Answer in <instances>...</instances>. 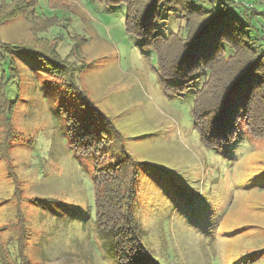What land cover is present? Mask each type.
<instances>
[{
  "label": "rangeland",
  "instance_id": "1",
  "mask_svg": "<svg viewBox=\"0 0 264 264\" xmlns=\"http://www.w3.org/2000/svg\"><path fill=\"white\" fill-rule=\"evenodd\" d=\"M37 1V12L28 18H59L58 25L37 36L59 38L62 57L71 52L76 37L86 41L70 61L85 63L77 82L88 100L68 92L42 62L13 51L19 78L7 82L6 93L16 103L15 114L11 125L0 127L1 142L14 133L8 153L0 147V241L8 243L11 261H16L18 240L27 231L23 253L32 264H112L96 229L91 180L96 166L113 158L112 146L99 152L97 165L69 146L68 119L85 124L89 116L95 130L118 129L124 135L120 148L147 164L143 170L136 167L142 176L134 209L164 264H264V252L256 257L264 247V186L251 180L264 171V138L243 132L239 146L227 154L206 149L191 115L202 80L184 95H167L154 52L126 32L124 6L106 7L95 0ZM224 2L240 17L246 5L254 4V26L264 29V0ZM212 5L219 7L221 0L203 4ZM163 16V35L185 34L178 11ZM32 26L23 18L8 20L0 25V39L9 45L30 41ZM7 68V61L0 64V83ZM169 174L174 178L167 181ZM183 185L189 190L186 198L176 188L185 191ZM198 202L209 219L204 227H194L180 207ZM227 249H234L233 260ZM253 252L256 260L241 258Z\"/></svg>",
  "mask_w": 264,
  "mask_h": 264
},
{
  "label": "trees",
  "instance_id": "2",
  "mask_svg": "<svg viewBox=\"0 0 264 264\" xmlns=\"http://www.w3.org/2000/svg\"><path fill=\"white\" fill-rule=\"evenodd\" d=\"M95 1L106 7L126 8V32L137 37L144 50L154 52L158 80L167 95H184L202 80L194 96L191 115L194 128L206 149L227 154L232 146H239L243 132L264 138V29L254 26L253 17L258 14L254 4L252 8L246 5L240 17V14L232 15L233 11H237L224 0L219 7L212 5L210 8L203 4L212 0ZM38 7L37 0H0V25L8 20L23 18L33 25L31 30L34 35L32 40L14 45L0 39V64L8 62L0 83V127L11 125L15 114L16 103L9 101L6 84L19 78L13 56L16 50L42 62L52 75L60 79L68 92H78L88 100L77 82L85 63L81 66L70 61V56L81 54L79 52L86 41L74 37L75 45L71 52L62 57L58 50L59 38L48 40L37 36L58 25L60 20L56 16L29 19ZM175 11L184 21L185 34L176 32L165 36L161 32V24L165 20L163 13ZM104 121L112 125L107 118ZM68 123L69 146L75 155L91 156L97 165L99 152L109 150L111 146L113 149L109 150V153L113 152L110 155L113 158L102 167L97 165L91 179L95 194L96 229L112 255V264H164L155 253L151 236L136 217L134 209L138 181L142 176L136 167L143 170L147 164L137 161L130 152L120 148L124 135L115 127L109 132L104 128L95 130V123L89 116L85 124L70 118ZM13 135L11 133L3 142L0 141V147L6 153ZM144 171L152 173L148 169ZM155 178L160 179L162 175H155ZM173 178V174L166 176L167 181ZM251 180L263 187L264 171L256 173ZM176 188L184 198L188 196L189 190L185 186V191ZM180 207L186 212L183 215L193 221L194 227L208 224L206 207L200 202ZM240 229L241 226L236 231ZM23 237H27V231L22 238H18L16 261L10 259L8 243L0 241L2 264H32L23 253ZM230 242L234 243V240ZM232 250L227 249L226 256L233 260ZM263 252L264 247L256 257ZM241 258L252 262L256 260L255 252L244 254Z\"/></svg>",
  "mask_w": 264,
  "mask_h": 264
}]
</instances>
